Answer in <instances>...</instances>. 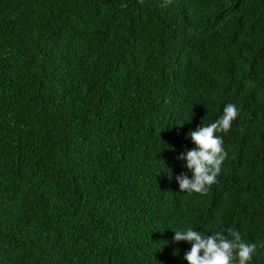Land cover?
<instances>
[{"label":"trees","instance_id":"obj_1","mask_svg":"<svg viewBox=\"0 0 264 264\" xmlns=\"http://www.w3.org/2000/svg\"><path fill=\"white\" fill-rule=\"evenodd\" d=\"M189 228L264 245V0H0V264H187Z\"/></svg>","mask_w":264,"mask_h":264},{"label":"clouds","instance_id":"obj_2","mask_svg":"<svg viewBox=\"0 0 264 264\" xmlns=\"http://www.w3.org/2000/svg\"><path fill=\"white\" fill-rule=\"evenodd\" d=\"M240 115L234 104L223 109V115L208 126H199L188 133L194 147L182 152L177 159L186 161L185 167L192 173L191 179L184 173L176 177L180 192L207 194L208 188L217 183L222 164L227 158L223 139L217 133H227ZM174 151V149H172ZM231 239L221 232L206 235L191 228L174 232L173 243L188 242L191 248L183 259L187 264H249L256 254V243L242 240L241 234L227 230ZM166 243V242H165Z\"/></svg>","mask_w":264,"mask_h":264}]
</instances>
